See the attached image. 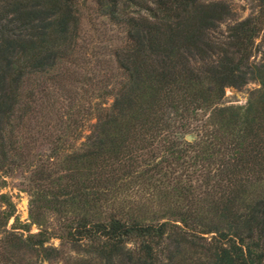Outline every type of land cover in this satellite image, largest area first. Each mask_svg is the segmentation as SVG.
<instances>
[{"label":"trees","instance_id":"16d2710c","mask_svg":"<svg viewBox=\"0 0 264 264\" xmlns=\"http://www.w3.org/2000/svg\"><path fill=\"white\" fill-rule=\"evenodd\" d=\"M87 14L117 32L108 55ZM233 17L228 0H0V175L31 196L16 224L0 183V264L64 258L53 235L81 255L66 264H264V0L221 31Z\"/></svg>","mask_w":264,"mask_h":264},{"label":"rangeland","instance_id":"374dc122","mask_svg":"<svg viewBox=\"0 0 264 264\" xmlns=\"http://www.w3.org/2000/svg\"><path fill=\"white\" fill-rule=\"evenodd\" d=\"M231 4V7L234 12V17L229 22L223 23L221 25V31H226L229 23H233L237 20H242L252 14L257 12V0H228ZM107 20L104 18L98 17L95 15L87 14L84 19V29L87 32L86 39L90 46H100L102 47V51L107 55L109 51H107V47L115 46L119 44V40L110 41V38H117V32L113 31V29L106 24ZM95 23V24H94ZM259 42V40L257 41ZM252 60L254 62H260L264 60V45L260 47L258 51L254 53L252 56ZM104 68V67H103ZM259 87V83L256 79H249V81L242 87H227L225 89V97L223 99V105L226 106H244L248 99L252 90ZM66 97V95H64ZM113 101V97L111 95L107 96L104 100V105L109 106ZM64 111V110H63ZM95 120H92L94 122ZM187 135H192L195 139L196 134L190 133ZM186 135V136H187ZM186 138V137H185ZM187 140V139H186ZM189 141V140H188ZM47 144L43 145V151H47ZM0 183L2 184V192L7 193L16 206V216L18 217L19 223H31L29 219V209H30V192L28 191L26 180L24 175L15 174V176H2L0 175ZM129 200L133 202H146L148 208L153 212H157L158 214L167 213L170 208L176 206V203L173 202V199L168 197H164V195H129ZM14 218H11L9 222V227L14 224ZM49 223H51V227L56 229V222L53 218L49 219ZM41 228L36 224L30 225V232L36 233ZM215 233L205 234V236H211ZM48 245L59 248L64 255V258L60 257L53 260H45L43 264H66V258H78L81 255L76 252L70 245V243L66 242L63 239H60L56 236H51ZM170 250H175V246L171 245ZM168 253V252H167ZM166 255V254H165ZM166 263V261H165ZM176 264H184V262H179V259L175 261Z\"/></svg>","mask_w":264,"mask_h":264},{"label":"water","instance_id":"95a60500","mask_svg":"<svg viewBox=\"0 0 264 264\" xmlns=\"http://www.w3.org/2000/svg\"><path fill=\"white\" fill-rule=\"evenodd\" d=\"M193 138H194V137H193L192 135H187V136H186V139L189 140V141H192Z\"/></svg>","mask_w":264,"mask_h":264}]
</instances>
